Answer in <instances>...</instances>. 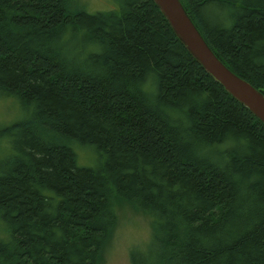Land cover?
I'll list each match as a JSON object with an SVG mask.
<instances>
[{
	"label": "trees",
	"instance_id": "obj_1",
	"mask_svg": "<svg viewBox=\"0 0 264 264\" xmlns=\"http://www.w3.org/2000/svg\"><path fill=\"white\" fill-rule=\"evenodd\" d=\"M112 2L0 0V95L26 111L0 128V264H101L124 205L153 230L131 264H264V123L154 0ZM182 2L264 92V0Z\"/></svg>",
	"mask_w": 264,
	"mask_h": 264
},
{
	"label": "rangeland",
	"instance_id": "obj_2",
	"mask_svg": "<svg viewBox=\"0 0 264 264\" xmlns=\"http://www.w3.org/2000/svg\"><path fill=\"white\" fill-rule=\"evenodd\" d=\"M90 12L114 8L112 0H80ZM84 7V6H83ZM215 15L226 16L219 5L214 6ZM206 13H209L207 10ZM26 111L19 100L13 96L0 95V128L11 125L25 117ZM76 147L79 162L83 166H96V150L91 145ZM86 147V148H85ZM119 220L113 236L107 244L101 264H131L130 253L135 246L144 247L151 239V219L143 212L137 211L129 205H124L118 210Z\"/></svg>",
	"mask_w": 264,
	"mask_h": 264
},
{
	"label": "water",
	"instance_id": "obj_3",
	"mask_svg": "<svg viewBox=\"0 0 264 264\" xmlns=\"http://www.w3.org/2000/svg\"><path fill=\"white\" fill-rule=\"evenodd\" d=\"M176 36L205 71L264 123V92L229 68L214 52L182 0H154Z\"/></svg>",
	"mask_w": 264,
	"mask_h": 264
}]
</instances>
